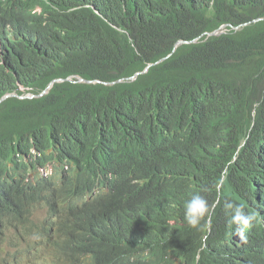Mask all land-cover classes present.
Returning <instances> with one entry per match:
<instances>
[{
  "label": "trees",
  "instance_id": "1",
  "mask_svg": "<svg viewBox=\"0 0 264 264\" xmlns=\"http://www.w3.org/2000/svg\"><path fill=\"white\" fill-rule=\"evenodd\" d=\"M259 17L264 0H0V97L71 78L0 102V264L32 242L13 207L34 174L68 200L106 192L68 202L25 264H264V20L234 29ZM195 192L208 229L184 220ZM225 200L255 215L246 240Z\"/></svg>",
  "mask_w": 264,
  "mask_h": 264
},
{
  "label": "clouds",
  "instance_id": "2",
  "mask_svg": "<svg viewBox=\"0 0 264 264\" xmlns=\"http://www.w3.org/2000/svg\"><path fill=\"white\" fill-rule=\"evenodd\" d=\"M39 94L35 96H38ZM30 95H34V94H30ZM64 168H67V167H64ZM52 172H54V169L52 170V167H48L44 170H41L40 175L47 177ZM58 172L61 173V169H58ZM57 179H58V174L56 175V180ZM212 187L215 188L218 194L222 195L220 185L214 183ZM46 189L48 190L45 192V195L48 199V205H47V208L45 209V213L42 218L43 221H46L54 216V215L49 214V211L52 209H57L60 206H68L69 205L68 202H70L71 204H77L78 206H80L84 204V201H82V199L80 198L88 200L91 198L98 197L99 195H103L106 192V188H96L95 190H89L82 195H74L77 197H74L68 200V197H62L56 194L59 190L52 191L53 190L52 188L51 189L46 188ZM41 194L42 192L40 189H33V186H32L31 189L25 192V195L23 196L22 200H20L13 207V209L16 206L22 205L20 208L18 207V212H22L23 215L30 214L32 211H34L38 207ZM215 207H216V204L210 203V201L207 199V197L204 194L200 192H195L184 203V206H183L184 220L189 227L198 229L202 226V223L205 222L207 219V229H208L209 219H210L211 214L215 210ZM223 209H224L226 217L228 218L227 220L228 224L234 226V235L238 236L241 240H246V230L252 226V223L255 220V215L252 213L246 212L245 209L241 205L236 204L231 201H227V200H225L223 204ZM14 214L15 213H11L10 215H14ZM0 225H1L2 234H4L5 230H8V232H10L12 228L10 224L4 220H0ZM45 239H41L38 242L39 248H42L41 246L43 245L42 241H45ZM33 251H34L33 242L30 244L29 247L26 245L23 246L22 252L26 253L27 258H22L21 256L22 252H21L18 256L17 261H12L13 259L11 258V261H12L11 264H25L29 259L32 258Z\"/></svg>",
  "mask_w": 264,
  "mask_h": 264
},
{
  "label": "bare ground",
  "instance_id": "3",
  "mask_svg": "<svg viewBox=\"0 0 264 264\" xmlns=\"http://www.w3.org/2000/svg\"><path fill=\"white\" fill-rule=\"evenodd\" d=\"M259 18H264V17H259ZM253 20H255V19H253ZM261 20H264V19H261ZM261 20H258V21H261ZM252 21L247 22V24L252 23ZM258 21H255V22H258ZM0 164L5 165L4 161L0 162ZM32 177L38 178V175L34 174L33 176H31L30 178H28L26 180H29L31 182V184L33 185V189H40L41 190L42 194L40 196L39 204H38V207L34 211H32L30 214L23 216V218L21 220V224L16 226V228H17L16 230L18 232L22 229L26 230V235L28 236L30 241H32L34 243V249L36 251H38L39 250L38 242L41 239H45V237L48 236V233H50V231L52 229H54V227H55L54 225L56 224L57 220L59 219V216L62 214V212L67 211L66 208L68 206L58 207L56 209V212H54L53 217H51L50 219H48L46 221H43L41 218L44 216L45 209L47 208V205H48V199L45 195V192L48 190L46 188L42 189L37 184H35V181ZM74 197H77V196H72V198H74ZM24 199H26V198H24ZM80 199H82V201H84L85 204L89 202V200H87V199H83V198H80ZM21 206L22 205L16 206L14 208V211L17 210V207L20 208ZM40 209H42V210H40ZM38 213H40V215ZM8 214L9 213L7 211H4L0 215L1 220L10 219V215H8ZM14 220H15V218H13V220H11V222H10L12 225H13ZM44 228H46V230H43ZM12 230L15 231L14 228H11L10 232H8V230H5L4 235L14 234V231H12ZM45 231L47 232V234H45ZM22 237H23V234L19 233L17 236H15L14 241L7 242L8 247L10 246V249L7 251L8 254L15 253V252L19 251L20 249H22L23 246L29 245V244H24V245L20 246V244H18V241H20L22 239Z\"/></svg>",
  "mask_w": 264,
  "mask_h": 264
},
{
  "label": "water",
  "instance_id": "4",
  "mask_svg": "<svg viewBox=\"0 0 264 264\" xmlns=\"http://www.w3.org/2000/svg\"><path fill=\"white\" fill-rule=\"evenodd\" d=\"M261 19H264V18H257V19H255V20H253L252 22H255V21H258V20H261ZM246 24H247V22L241 24L240 26L234 27V29L237 30V29H239V28L245 26ZM222 32H223V30H219V29H218V30H214V31H212V32H208V33H207V36H216V35H219V34L222 33ZM195 41H196V39L189 40V41H183V40L178 41V42L175 44L173 50L171 51V53H170L169 55L160 58L158 61H156V62L153 63V64H157V63L163 61L164 59H166L167 57H169V56L172 54V52L175 50V48H176L177 46H179V45H181V44H183V43H192V42H195ZM153 64H148V65L144 68L143 72L147 71V69H148L151 65H153ZM140 73H141V72H137V73H135L133 76L128 77V78H126V79H124V80H123V79H117V80H115V81H111V82H104V84H114V83H116V82L131 81V80H134V79L136 78V76H137L138 74H140ZM65 80H71V78H70V77H67V78H65V79H53V80L49 83V85L46 87V89H44V90H43L38 96L44 94V93L50 88V86H51L54 82L65 81ZM75 81H77V82H85V83H91V82H92L91 80H87V79H83V78H79V77H77V79H76ZM97 81H98V80H97ZM98 82H99V81H98ZM10 96H17V97H19V98H31V97H34L35 95H30V94H26V95H17V94H15V93H9V94H5V95H3V96L0 98V102L3 101V100H5L6 98H8V97H10Z\"/></svg>",
  "mask_w": 264,
  "mask_h": 264
},
{
  "label": "rangeland",
  "instance_id": "5",
  "mask_svg": "<svg viewBox=\"0 0 264 264\" xmlns=\"http://www.w3.org/2000/svg\"><path fill=\"white\" fill-rule=\"evenodd\" d=\"M61 173L60 172H58V176L60 175ZM39 215H40V213H38ZM43 218V217H42ZM41 218V219H42ZM42 242H48V245H50L52 242H51V238H50V235H48V236H46V239H45V241H42ZM43 244V243H42ZM6 245H7V247H8V244L6 243ZM43 246H44V244H43ZM48 247V246H47ZM51 254V253H50ZM66 257V256H65ZM67 258V257H66ZM68 260V259H67ZM40 264V263H39Z\"/></svg>",
  "mask_w": 264,
  "mask_h": 264
}]
</instances>
